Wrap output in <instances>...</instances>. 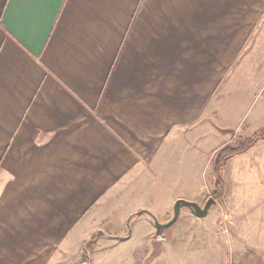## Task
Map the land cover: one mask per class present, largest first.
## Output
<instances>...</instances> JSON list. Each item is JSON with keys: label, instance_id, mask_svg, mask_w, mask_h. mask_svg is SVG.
<instances>
[{"label": "crops", "instance_id": "obj_1", "mask_svg": "<svg viewBox=\"0 0 264 264\" xmlns=\"http://www.w3.org/2000/svg\"><path fill=\"white\" fill-rule=\"evenodd\" d=\"M263 46L264 0H0V264H80L97 232L124 235L128 215L159 218L192 196L180 158L212 119L235 133L241 114L230 119L256 91L249 67H264ZM247 133L241 140L256 131ZM257 168L263 137L229 158L223 176L240 181ZM133 221L88 264L240 259L238 230L229 261L226 232L158 231L147 220L141 232L145 221ZM246 244L264 264V247Z\"/></svg>", "mask_w": 264, "mask_h": 264}, {"label": "rangeland", "instance_id": "obj_2", "mask_svg": "<svg viewBox=\"0 0 264 264\" xmlns=\"http://www.w3.org/2000/svg\"><path fill=\"white\" fill-rule=\"evenodd\" d=\"M259 15L257 14V20ZM244 30H241L240 33L242 35ZM242 37V36H241ZM259 37V36H258ZM258 39V38H257ZM263 44V43H261ZM260 44V45H261ZM261 53H264V46ZM256 55H258L255 52ZM258 62V61H256ZM252 66L249 67V77L252 79V87L251 89H255V93L251 94L247 92L245 95L244 102L240 104L243 108H239L233 111L232 118L230 121H236V117L241 114L240 123L234 133L235 127H231L230 125H216L218 122L216 119H212L207 127V134L205 135V130L202 128L201 138H198L196 141L194 139L199 137L198 134H193L192 136V144L193 147L187 151L184 158H180V163L177 165L179 172V176L182 178V184H185V177L190 179L192 182V196H187L185 194H189L190 191H184V195L181 198L187 200L196 201L198 204L202 205L208 197H213L216 201V206L212 205L210 207V211L205 219L194 218V216L190 213V211L182 207L178 219L171 224L169 227L165 228L163 231H189V230H216L220 232H226L227 241L226 245L228 246L227 250L229 253V261L232 259V253L235 256L234 252H237L235 248L232 247V241L234 239L231 238V232L238 230L240 233L244 234V238H240V259L234 264H259L261 263L260 259H256L253 261L252 257L254 254L251 253V247L246 243H251L255 246V242H257L256 249L264 247V238H256L255 232L264 230V190L255 189L254 186L256 182H260V185H264V171L262 169H256V171L251 173H246L245 175H240V181L238 180V175L235 176L234 173H228V175L223 176V169L221 173V180L223 183V191L221 196H217L215 194V177L213 174V166H214V158L217 153H211V148L214 145L219 143L221 140H225L228 137H232V143L227 144L225 147H235L239 143H241L243 138L248 137L247 129L250 132L256 131V133H260L261 130L264 129V67H256L250 63ZM256 66V65H255ZM247 71V70H245ZM248 75H245L247 77ZM242 76V75H241ZM242 85V84H241ZM253 91V90H252ZM240 95V94H239ZM238 95V96H239ZM233 95L230 96V100ZM229 100V101H230ZM249 100V103H248ZM239 114V115H238ZM254 115L256 116V123L249 125L253 120ZM219 130V132H217ZM225 130V131H223ZM233 134V135H232ZM254 135V134H253ZM252 135V136H253ZM260 135V134H259ZM251 136V137H252ZM261 136V135H260ZM262 138V137H260ZM264 138V137H263ZM232 157V156H231ZM229 157V158H231ZM229 158H227L223 164V168L228 162ZM178 160V159H177ZM176 166V164H175ZM153 176H156L160 181H163L166 177L164 173H157ZM154 177V179L156 178ZM148 184L149 178L145 176V179L142 183L143 187L138 188V195L140 198L147 199L148 197ZM191 186V187H192ZM143 191V192H142ZM178 192V188H177ZM130 200V199H129ZM176 199L172 201V204L166 211L164 215H161L157 218L159 221H167L171 217V209L172 205ZM127 202V200H126ZM106 216H110L105 214ZM129 217V215H128ZM127 217V218H128ZM135 217H132L130 220V228L132 221ZM139 219L142 221L147 220L148 218L145 215H140ZM99 221V220H97ZM101 222V221H99ZM134 223V221H133ZM146 224L141 225V227H136L135 229L139 231H144L146 226H150V222H146ZM107 224V223H106ZM108 224L113 225L115 222H108ZM146 225V226H145ZM126 226V225H125ZM133 228V230H135ZM155 229V228H153ZM125 229V234H126ZM111 236L109 233H105L99 231V235L96 237L93 236L90 240L93 241L91 246L89 247V256L91 252L96 248L104 244H108L109 241H106L104 238ZM101 238V239H100ZM261 244V245H260ZM242 246V247H241ZM250 248V252L245 253V249ZM257 255V254H256ZM259 255V254H258ZM263 257L262 262H264V254H260ZM244 258V259H243ZM252 258V259H251Z\"/></svg>", "mask_w": 264, "mask_h": 264}, {"label": "water", "instance_id": "obj_3", "mask_svg": "<svg viewBox=\"0 0 264 264\" xmlns=\"http://www.w3.org/2000/svg\"><path fill=\"white\" fill-rule=\"evenodd\" d=\"M212 205L216 206V201L214 200L213 197H208L202 205L198 204L196 201H193V200L177 198L172 205L171 217L167 221H159L157 217L149 210L139 209L138 211L129 215V217L126 219V222H125L126 229H127L126 234L114 235V236H108V237L116 239V240L126 239L131 232L129 223L132 217H138L140 215H145L148 218V221L151 223V225L158 231H161L169 227L171 224H173L177 220L182 207L187 208L194 217L201 218V217H204L208 213ZM98 235H99V232L96 233V237Z\"/></svg>", "mask_w": 264, "mask_h": 264}, {"label": "trees", "instance_id": "obj_4", "mask_svg": "<svg viewBox=\"0 0 264 264\" xmlns=\"http://www.w3.org/2000/svg\"><path fill=\"white\" fill-rule=\"evenodd\" d=\"M261 136H260V135ZM260 137H264V129L260 131V133H255L252 137L243 140L241 143H239L237 146L229 148V147H225L223 149H221L214 158V166H213V174L215 177V194L217 196H221L222 195V191H223V183L221 180V173H222V169H223V164L225 162V160L243 150H245L246 148H248L249 146H251L258 138ZM94 238V237H93ZM93 243L92 240H89L86 244H85V248H84V258L83 261L80 264H88L89 263V247L91 246V244Z\"/></svg>", "mask_w": 264, "mask_h": 264}]
</instances>
